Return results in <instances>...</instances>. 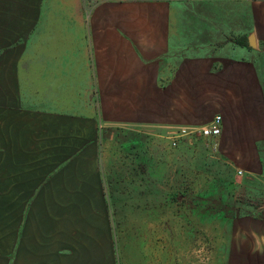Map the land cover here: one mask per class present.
Listing matches in <instances>:
<instances>
[{
  "label": "rangeland",
  "instance_id": "obj_1",
  "mask_svg": "<svg viewBox=\"0 0 264 264\" xmlns=\"http://www.w3.org/2000/svg\"><path fill=\"white\" fill-rule=\"evenodd\" d=\"M198 1L140 0L141 15L179 32L220 17ZM252 49L264 69V42ZM73 77L22 84L0 112V264H264V122L234 140L204 121L174 144L183 127L150 118L152 91H124L145 108L133 123L100 75Z\"/></svg>",
  "mask_w": 264,
  "mask_h": 264
},
{
  "label": "crops",
  "instance_id": "obj_2",
  "mask_svg": "<svg viewBox=\"0 0 264 264\" xmlns=\"http://www.w3.org/2000/svg\"><path fill=\"white\" fill-rule=\"evenodd\" d=\"M144 5L97 0L94 15L87 0H0V112L15 106L22 84L56 89L63 75H100L102 88L116 91L120 120L141 123L145 109L124 91H152L144 98L156 123L185 128L221 115L222 133L250 138L252 124L264 122V69L248 54L264 42V2L214 0L219 18L184 20L180 32L177 20L142 17Z\"/></svg>",
  "mask_w": 264,
  "mask_h": 264
},
{
  "label": "built area",
  "instance_id": "obj_3",
  "mask_svg": "<svg viewBox=\"0 0 264 264\" xmlns=\"http://www.w3.org/2000/svg\"><path fill=\"white\" fill-rule=\"evenodd\" d=\"M223 128V118L221 115H216L213 120L209 123H207L205 126H203L199 132L201 135L205 137H218L222 133ZM181 132H176L174 136H172L174 144H177V139H180L182 137H185L191 132V129L188 128H182L180 129ZM197 131V130H196ZM243 171L239 170V174H242Z\"/></svg>",
  "mask_w": 264,
  "mask_h": 264
}]
</instances>
